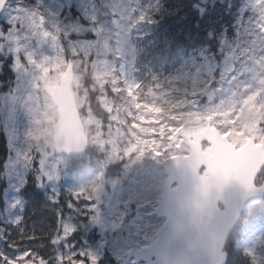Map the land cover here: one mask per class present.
I'll return each instance as SVG.
<instances>
[{
  "label": "snow or ice",
  "instance_id": "snow-or-ice-1",
  "mask_svg": "<svg viewBox=\"0 0 264 264\" xmlns=\"http://www.w3.org/2000/svg\"><path fill=\"white\" fill-rule=\"evenodd\" d=\"M141 55L169 75L129 83ZM5 67L10 93L27 80L51 96L65 80L78 86L82 69L110 76L111 91L129 107L131 134L151 141L144 152L154 155L187 143L191 130L203 145L209 131L242 133L248 120L256 142L264 140V117L246 111L264 109V0H0V87ZM189 78L202 86L180 87ZM6 136L0 264H155L118 248L116 232L98 220L96 198L63 179L41 148L17 147L15 130ZM220 264H228L226 249Z\"/></svg>",
  "mask_w": 264,
  "mask_h": 264
},
{
  "label": "water",
  "instance_id": "water-1",
  "mask_svg": "<svg viewBox=\"0 0 264 264\" xmlns=\"http://www.w3.org/2000/svg\"><path fill=\"white\" fill-rule=\"evenodd\" d=\"M70 83L65 80L52 90L60 113L54 139L58 150L79 153L85 149L86 137ZM200 135L192 141L191 158L165 164L169 178L158 213L167 215L168 221L153 245L137 251L155 257V264H220L226 238L240 212L263 196L253 185L264 162L260 148L250 143L236 151L225 138L209 131L212 146L201 152ZM202 165L207 169L200 176ZM175 181L179 186L173 190ZM218 201L224 210L218 209Z\"/></svg>",
  "mask_w": 264,
  "mask_h": 264
},
{
  "label": "rangeland",
  "instance_id": "rangeland-1",
  "mask_svg": "<svg viewBox=\"0 0 264 264\" xmlns=\"http://www.w3.org/2000/svg\"><path fill=\"white\" fill-rule=\"evenodd\" d=\"M5 50H7L5 48ZM131 60V57H129ZM81 75L83 73L81 72ZM81 78V76H80ZM99 78V77H98ZM79 81L78 86L80 88ZM74 87V92L76 89ZM221 97H217V102ZM237 99H239L237 97ZM78 104H84V96L78 99ZM3 111H6V116H14L19 119H10L9 121L2 115V128L5 133L9 130H15L17 147H25L31 143L34 147L38 146L47 154V160L52 168H59L63 179L77 184L87 189V184L91 183L93 178L100 174L102 181L100 187L96 191L90 192L96 198L100 206L98 213L99 222L108 229L109 233L115 231V240L118 241L117 246L121 250L132 248H141L149 245L155 237V233L161 227L163 222L155 216V207L158 201L160 183L163 181L161 171V160L163 156H170L175 153L186 150V143L179 148H173L171 151H165L164 155H154L153 152H144V144L151 145V141H143L138 136H133L132 127L127 121L118 114H113L112 120L115 123V131L108 136V140L103 141L98 138V135H93L92 143L104 151L106 158L95 164V170L92 173L85 175V179L81 180L79 175L70 174L67 172L66 160L62 156L55 154L54 143L51 133L55 121V109L49 99L48 93L43 89L34 90L30 83L26 80L25 85L14 93H8L1 99ZM103 107L112 111V103L103 100ZM1 108V107H0ZM153 110V109H152ZM1 111V109H0ZM248 112L255 113L257 116L264 117V109L257 111L255 105L249 104L246 109ZM129 115V112H127ZM87 116L86 118H88ZM87 124L93 123V120L86 119ZM145 134L155 131L150 127L140 128ZM199 130H191L197 132ZM163 134V127L160 129ZM256 132L255 123L248 120L242 128V133L232 131L231 139L235 136L236 140L232 142L240 145L249 138L251 134ZM29 134H32L30 138ZM228 137V136H227ZM120 139L122 142H117ZM230 139V138H229ZM230 139V140H231ZM108 144L106 148L105 144ZM139 148V154L137 152ZM131 151V155L128 152ZM185 153V152H184ZM117 156V157H116ZM125 158L126 163L123 165L122 172L119 175L114 174L111 178H107V166L111 162ZM145 205L149 206V211L145 212L142 209ZM131 213V215H129ZM259 232L251 239V245L247 249L254 252V259L259 264H264V252L254 249L259 242ZM264 247V242H263ZM262 247V248H263Z\"/></svg>",
  "mask_w": 264,
  "mask_h": 264
},
{
  "label": "trees",
  "instance_id": "trees-1",
  "mask_svg": "<svg viewBox=\"0 0 264 264\" xmlns=\"http://www.w3.org/2000/svg\"><path fill=\"white\" fill-rule=\"evenodd\" d=\"M142 58L146 62L142 65V70L138 72V75L141 77V79L144 82H147L150 79V73L152 72L160 73L161 70L153 62H150L149 57L147 58V56L142 55ZM165 70L167 71L168 69L165 68ZM4 87L1 88L2 91H4ZM94 109L97 117L102 116V112L99 108L95 107ZM5 152H6L5 138L3 132L0 131V158H3ZM227 249L229 251L228 264H248L247 258L244 257V255L241 252H239L240 245L236 241L231 239V245H228Z\"/></svg>",
  "mask_w": 264,
  "mask_h": 264
},
{
  "label": "bare ground",
  "instance_id": "bare-ground-1",
  "mask_svg": "<svg viewBox=\"0 0 264 264\" xmlns=\"http://www.w3.org/2000/svg\"><path fill=\"white\" fill-rule=\"evenodd\" d=\"M216 248V247H215Z\"/></svg>",
  "mask_w": 264,
  "mask_h": 264
}]
</instances>
